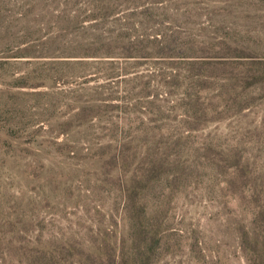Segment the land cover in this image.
<instances>
[{"label": "rangeland", "instance_id": "374dc122", "mask_svg": "<svg viewBox=\"0 0 264 264\" xmlns=\"http://www.w3.org/2000/svg\"><path fill=\"white\" fill-rule=\"evenodd\" d=\"M0 264H264V0H0Z\"/></svg>", "mask_w": 264, "mask_h": 264}]
</instances>
